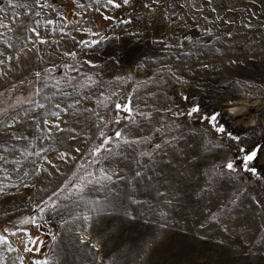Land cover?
Returning a JSON list of instances; mask_svg holds the SVG:
<instances>
[{
  "label": "rangeland",
  "instance_id": "obj_1",
  "mask_svg": "<svg viewBox=\"0 0 264 264\" xmlns=\"http://www.w3.org/2000/svg\"><path fill=\"white\" fill-rule=\"evenodd\" d=\"M115 2L0 0V264H264V0Z\"/></svg>",
  "mask_w": 264,
  "mask_h": 264
},
{
  "label": "snow or ice",
  "instance_id": "obj_2",
  "mask_svg": "<svg viewBox=\"0 0 264 264\" xmlns=\"http://www.w3.org/2000/svg\"><path fill=\"white\" fill-rule=\"evenodd\" d=\"M6 2L11 6L12 5V0H6ZM99 2V0H98ZM37 3H39V0H37ZM106 3L108 5H111L112 7H115V8H119L121 5L119 3H116L115 0H106ZM129 3V0H123V4H128ZM145 7H147V5H145ZM3 9L0 8V12H2ZM107 18V17H106ZM49 23H51V21H49ZM0 27H8V25L4 24L3 22V19L0 18ZM2 34V33H0ZM45 41L41 40V43H44ZM83 43H86V42H83ZM91 43H95V41H92ZM74 55V54H73ZM37 76H39V73H37ZM40 107H43V105H39ZM57 107H59V105H57ZM115 108L117 109V111H123L125 113H129L131 111V108L129 107V105L127 103H124V104H121V103H116L115 104ZM200 109L197 107V106H193L190 111L188 112V115H192L194 113H197L199 112ZM52 115H57L56 113H53ZM202 119H206L208 124L211 125V127L217 132V133H224L225 132V129L222 125H220L218 123V116L216 114H210L208 115L207 117H203ZM47 123V122H46ZM10 127V125H9ZM53 127H58V125H53ZM101 135L103 136V133H101ZM230 135V134H229ZM115 136L117 138H120L121 137V133L120 132H116L115 133ZM13 138H23V137H13ZM233 139H238V137H232ZM110 141L105 137L103 139V144H108ZM135 141H133L134 143ZM125 143H129V141H125ZM157 148L160 147V145H156ZM0 149H3L4 151H6L7 149H4L3 148V145H0ZM100 148H96L93 152V155L95 156L97 153L100 152ZM240 151L242 153H244V155L242 156L241 158V167L244 169V170H252L254 171V169H250L249 168V165H250V162L253 161L256 156H257V150L256 149H253L252 151H247L245 150L244 148H241ZM36 155H39V153H36ZM64 154H62L63 156ZM0 161H3L4 163H8L6 157L2 154H0ZM224 167L229 170V171H234L236 169V165L233 161H229L226 165H224ZM103 171V170H102ZM141 175L139 172H137V176ZM101 180H111V176L107 175V173L105 172V174L100 177ZM99 182V181H97ZM41 211H43V209H41ZM85 220H88V217L85 216L84 217ZM22 224H27V223H31V224H36V220L34 218H29L27 220H22L21 221ZM38 226V225H37ZM5 232H7L8 230L7 229H4ZM11 235L15 236L16 235V232H12ZM25 235L27 236L28 233L25 232ZM28 242L32 243V244H36L37 241L30 237L28 238ZM0 245H5L8 247V250L9 251H12L13 249L11 248V246L9 245L8 243V238L7 236H4V235H0ZM33 249L32 248H29L27 246V243H25V247H24V251H27V252H30L32 251ZM36 264H48L47 261H42V262H36Z\"/></svg>",
  "mask_w": 264,
  "mask_h": 264
},
{
  "label": "bare ground",
  "instance_id": "obj_3",
  "mask_svg": "<svg viewBox=\"0 0 264 264\" xmlns=\"http://www.w3.org/2000/svg\"><path fill=\"white\" fill-rule=\"evenodd\" d=\"M235 101V100H234ZM239 103L233 102V103H227L224 106L227 109L228 112H230L233 115H240L241 112H243L244 107L238 106ZM245 112V111H244ZM231 115V116H233Z\"/></svg>",
  "mask_w": 264,
  "mask_h": 264
}]
</instances>
